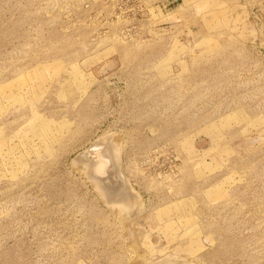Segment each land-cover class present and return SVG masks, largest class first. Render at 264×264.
I'll list each match as a JSON object with an SVG mask.
<instances>
[{
    "label": "rangeland",
    "instance_id": "rangeland-1",
    "mask_svg": "<svg viewBox=\"0 0 264 264\" xmlns=\"http://www.w3.org/2000/svg\"><path fill=\"white\" fill-rule=\"evenodd\" d=\"M188 262L264 264V0H0V264Z\"/></svg>",
    "mask_w": 264,
    "mask_h": 264
},
{
    "label": "bare ground",
    "instance_id": "bare-ground-1",
    "mask_svg": "<svg viewBox=\"0 0 264 264\" xmlns=\"http://www.w3.org/2000/svg\"><path fill=\"white\" fill-rule=\"evenodd\" d=\"M92 149L94 150L92 151ZM117 149H119V146L118 148H114L112 147V144L104 140L100 142L98 141L91 147V149L87 153L81 155L84 159L83 163H85L86 167L89 169V173H90L89 175L91 179L96 182L95 184L99 188L101 187L100 189H97L98 193L105 201L110 202L111 206L114 207L115 210L120 209V207L117 206L116 204L124 203L123 202L124 199L126 198V196L129 197L128 194L130 193L127 189V184H126V179L124 178V174L120 170V157L118 159L119 155H118ZM90 155H92L91 160H90ZM106 175L108 176V179L105 181V184H104L103 178ZM105 185L109 187L119 185L122 197L118 200L111 198V197L109 198V196L107 195V189L105 188ZM171 257H170V261L172 260ZM165 261H169V260L166 259ZM187 264H189V262ZM190 264H193V263H190Z\"/></svg>",
    "mask_w": 264,
    "mask_h": 264
},
{
    "label": "water",
    "instance_id": "water-1",
    "mask_svg": "<svg viewBox=\"0 0 264 264\" xmlns=\"http://www.w3.org/2000/svg\"><path fill=\"white\" fill-rule=\"evenodd\" d=\"M91 149V148H90ZM89 149V150H90ZM94 149H92V151H93ZM91 157H92V155H90V160H91ZM79 160L80 161H83L84 159H83V157L80 155V157H79ZM104 181H103V183L105 184V181L108 179V176L106 175L104 178ZM107 184V183H106ZM105 188L107 189V195L109 196V198L111 197V198H114V199H120L122 196V194H121V191H120V187H119V185H115V186H107V185H105Z\"/></svg>",
    "mask_w": 264,
    "mask_h": 264
}]
</instances>
